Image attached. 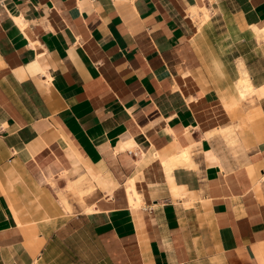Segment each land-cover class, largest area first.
Wrapping results in <instances>:
<instances>
[{
    "label": "crops",
    "instance_id": "1",
    "mask_svg": "<svg viewBox=\"0 0 264 264\" xmlns=\"http://www.w3.org/2000/svg\"><path fill=\"white\" fill-rule=\"evenodd\" d=\"M256 29L264 0H0V264H264ZM186 147L174 197L161 162ZM79 173L112 191L84 198L91 214L66 189Z\"/></svg>",
    "mask_w": 264,
    "mask_h": 264
},
{
    "label": "bare ground",
    "instance_id": "2",
    "mask_svg": "<svg viewBox=\"0 0 264 264\" xmlns=\"http://www.w3.org/2000/svg\"><path fill=\"white\" fill-rule=\"evenodd\" d=\"M187 11L189 12L190 17L195 22H197L198 27L205 23V21L207 19L206 12H205L206 9L204 6H202V4L197 5V3H196L194 6H191ZM200 12H203V15L201 17L199 16ZM200 14H202V13H200ZM256 33H257L258 37L264 36V30L256 29ZM237 69H238L239 77L234 82V86H235V89L237 91L238 99H240L242 101H250L251 102L256 97L255 87L252 85V83L250 81L251 79L249 78L250 76L248 75L246 68L242 62H239L237 64ZM233 131H234L233 126H223V127L219 128V130L217 132L219 135H221L223 137H227V136L229 137L232 135ZM209 133H211V132H209ZM133 147H134V142L131 139L128 142L121 144L118 149L124 151L125 149H131ZM190 148L191 147L183 148L178 153L174 154L173 156H171L167 160H164L161 162V166H162L161 169H163L162 172H164L166 180L169 184L170 192H171L172 196H174V197H178L180 195L181 187H178L174 184L173 178H172V170H173V168H175L177 166H181V165L192 166V162L190 159ZM97 188L105 191L108 194H111V192H112L107 181L101 176H98L97 179L92 181L85 173H79L78 175L75 176L74 179H71V180L67 179V185H66L67 191H69V193L72 192L74 195H76L79 203L83 204V213H85V214H91L95 211L94 208L91 206H84L83 200L86 196L91 195L94 192V190H96ZM123 190H124L126 202L128 204V207L130 208V210H133V212H136V213L139 212V208L141 207V204H142V196L136 190L135 178H131V179L127 180L123 185ZM59 197L61 199V203L63 204L64 209L68 213L71 212V206L67 202V200L65 199L64 195L60 194ZM186 207H187V205H186Z\"/></svg>",
    "mask_w": 264,
    "mask_h": 264
}]
</instances>
